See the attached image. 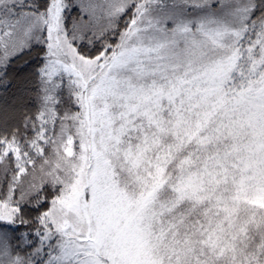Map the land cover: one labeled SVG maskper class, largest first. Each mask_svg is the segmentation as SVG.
<instances>
[{
    "label": "snow or ice",
    "instance_id": "1",
    "mask_svg": "<svg viewBox=\"0 0 264 264\" xmlns=\"http://www.w3.org/2000/svg\"><path fill=\"white\" fill-rule=\"evenodd\" d=\"M25 57L0 264H264V0H0V69Z\"/></svg>",
    "mask_w": 264,
    "mask_h": 264
},
{
    "label": "trees",
    "instance_id": "2",
    "mask_svg": "<svg viewBox=\"0 0 264 264\" xmlns=\"http://www.w3.org/2000/svg\"><path fill=\"white\" fill-rule=\"evenodd\" d=\"M41 64V60L33 62L25 57L0 69V128L20 126L26 116H34L40 108ZM55 95L58 109L74 107L64 88L57 89Z\"/></svg>",
    "mask_w": 264,
    "mask_h": 264
},
{
    "label": "rangeland",
    "instance_id": "3",
    "mask_svg": "<svg viewBox=\"0 0 264 264\" xmlns=\"http://www.w3.org/2000/svg\"><path fill=\"white\" fill-rule=\"evenodd\" d=\"M60 88H64L66 91L67 95L72 98V89L69 87V82H68V77L67 75H64L63 77V83ZM74 105V104H73Z\"/></svg>",
    "mask_w": 264,
    "mask_h": 264
}]
</instances>
